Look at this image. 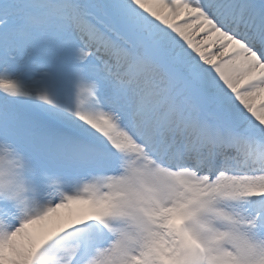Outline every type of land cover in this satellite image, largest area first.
<instances>
[{
    "label": "snow or ice",
    "instance_id": "1",
    "mask_svg": "<svg viewBox=\"0 0 264 264\" xmlns=\"http://www.w3.org/2000/svg\"><path fill=\"white\" fill-rule=\"evenodd\" d=\"M0 264H264V0H0Z\"/></svg>",
    "mask_w": 264,
    "mask_h": 264
},
{
    "label": "bare ground",
    "instance_id": "2",
    "mask_svg": "<svg viewBox=\"0 0 264 264\" xmlns=\"http://www.w3.org/2000/svg\"><path fill=\"white\" fill-rule=\"evenodd\" d=\"M211 50V49H210Z\"/></svg>",
    "mask_w": 264,
    "mask_h": 264
}]
</instances>
